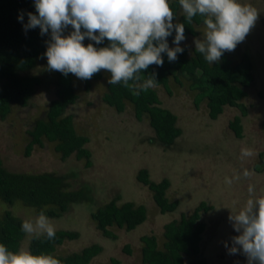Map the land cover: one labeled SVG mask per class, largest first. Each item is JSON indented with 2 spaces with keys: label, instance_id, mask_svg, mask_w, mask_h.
I'll list each match as a JSON object with an SVG mask.
<instances>
[{
  "label": "rangeland",
  "instance_id": "rangeland-1",
  "mask_svg": "<svg viewBox=\"0 0 264 264\" xmlns=\"http://www.w3.org/2000/svg\"><path fill=\"white\" fill-rule=\"evenodd\" d=\"M260 10L256 26L232 52L225 54L236 64L246 53L251 61L254 82L246 90L241 107H225L216 119H210L206 101L195 106L194 92H188L189 82L181 78L182 85L170 79L171 94L158 88L162 107L177 117V127L182 131L173 150L151 143L155 134L146 120L137 121L131 106L122 113L107 106L102 97L106 92L110 73L91 81L89 91L77 77L73 87L78 96L67 113L73 116L78 135L89 139L86 148L91 154V165L86 160L71 156L66 160L55 151V144L44 141L34 146L29 157L25 150L29 143L28 129L40 119H45L51 102L55 99V72L49 71L47 58L41 61L32 74L41 79L40 86L26 107L12 106L5 120L0 119V159L4 168L16 173H51L67 178L70 189L90 188L92 202L73 205L68 213L50 219L58 230L76 231L79 238L65 241L56 255L68 256L83 248L99 245L103 251L90 264H109L116 259L120 264L141 263V237L154 236L159 247L164 242V226L180 220L181 214L190 215L201 203L211 210L201 213L205 225L200 243V254L185 258L186 264L199 260L207 264H247L243 254H229L231 238L239 235L229 221L248 199V186L254 184L256 194H264V0H240ZM180 13V11H179ZM181 14V13H180ZM196 36L181 42L191 55L195 50L194 38H203L204 25L195 26ZM171 44L170 47H174ZM239 117L242 137L236 138L229 123ZM253 150L251 157L241 158V149ZM249 170V178L243 176ZM140 170H147L149 179L160 182L167 179L169 201H178L174 213L161 214L148 188L137 181ZM239 177V179H237ZM226 178L232 183H226ZM120 197L118 204L133 202L144 206L146 221L131 232L116 227L109 228L115 239L102 235L91 222L89 215L99 205ZM24 220L35 221L33 210L20 204L7 207L0 202V217L5 210ZM31 235L26 234L20 250L28 251ZM228 244V248L225 247ZM131 253L125 252L126 247ZM242 252V250H241Z\"/></svg>",
  "mask_w": 264,
  "mask_h": 264
},
{
  "label": "trees",
  "instance_id": "trees-1",
  "mask_svg": "<svg viewBox=\"0 0 264 264\" xmlns=\"http://www.w3.org/2000/svg\"><path fill=\"white\" fill-rule=\"evenodd\" d=\"M176 12L174 23L185 24L186 38L195 37V26L203 25L202 19L197 16L188 24L179 13L178 0L172 5ZM36 13L34 0H0V119L5 120L12 106L26 107L41 84V79L32 74L37 65L46 59L43 54L47 50L46 41L50 40V32L41 36L40 28L24 30L28 22L27 13ZM23 13L21 23L18 17ZM71 27L64 33L68 35ZM175 33L169 37L172 44ZM94 43L86 39L88 43ZM105 41L102 45L107 46ZM163 67L150 66L142 75L147 78L151 72L158 73V86L148 91H141L140 95H133L132 91L121 85L107 83L106 92L102 97L103 102L118 113L125 111L129 105L134 111L137 121L146 120L155 134L151 143L158 144L164 149L173 150L182 131L177 127V117L170 110L162 107L158 95V88H163L168 95L171 94L170 79L182 85L181 78L189 82L188 92L195 94V106L206 101L210 119L216 120L225 107H241L240 102L246 97V90L254 82L251 70V61L246 53L241 54L238 63H234L226 54L221 61L208 64L203 55L193 50L191 55L185 48L183 54H178L176 62H168L166 53ZM43 57V58H42ZM55 72L56 90L55 99L51 102L45 119L37 120L27 131L29 143L25 150L29 157L34 146H43L44 141L55 144V151L61 155L62 160L75 156L77 160H86V166L91 165V154L86 148L89 139L78 135L73 116L68 114V109L73 106L78 96L73 87V74L65 77L62 73ZM104 70L84 81L85 90L91 88V81L103 78ZM230 130L236 138L242 137V125L239 117L229 123ZM137 181L146 186L152 194V199L161 214L174 213L178 210V201H169L167 191L170 182L163 179L153 182L149 179L147 170H140L136 176ZM91 191L87 186L70 189L67 178L51 173H16L6 170L0 159V202L7 207L20 204L31 209L38 216L42 209L50 219L63 217L73 205L92 202ZM94 200V199H93ZM120 197L112 199L104 205H99L91 212L89 218L95 228L108 239H115L109 228L116 227L127 232L135 230L147 219L144 206H135L133 202L118 204ZM211 207L206 202H201L190 215L181 214L180 220H173L164 226L162 247L154 236L141 237V263L142 264H186L185 258L200 254V243L205 225L201 221V213H207ZM23 220L5 210L0 217V243L5 244L11 251H19L26 236L21 231ZM79 238L76 231L58 230L54 241L45 238L31 237L28 251L34 255L53 253L62 264H90L99 256L103 249L99 245L83 248L78 253L68 256L56 255L58 247L65 241H74ZM125 252L130 254L127 246ZM109 264H120L116 259H111ZM193 264H207L197 261Z\"/></svg>",
  "mask_w": 264,
  "mask_h": 264
},
{
  "label": "clouds",
  "instance_id": "clouds-1",
  "mask_svg": "<svg viewBox=\"0 0 264 264\" xmlns=\"http://www.w3.org/2000/svg\"><path fill=\"white\" fill-rule=\"evenodd\" d=\"M180 13L188 24L197 16L204 25L203 38H194L196 52L213 65L225 52H232L245 41L256 26L260 10L240 0H178ZM176 0H34L37 14L27 13L24 30L40 28L41 36L50 32L46 41L49 71L65 77L75 75L90 80L102 70L110 73L107 83L121 85L140 95L158 86V73L145 78L150 66L163 67L162 54L168 62L183 54L181 42L186 40L185 24L176 22L172 5ZM23 23V13L18 17ZM71 27L68 35L64 33ZM175 33L172 44L169 37ZM88 39L94 43L84 41ZM108 42L107 46L96 47ZM191 54V53H190ZM42 57V58H43ZM253 150L241 149V158L253 156ZM245 169L243 176L251 177ZM239 179V177H237ZM226 183L232 180L226 178ZM42 209L35 221L24 220L21 231L35 239L54 241L56 228ZM229 221L237 236L231 238L229 254H243L247 264H264V194L257 195L254 184L248 186V199ZM228 248V244L225 243ZM242 250V252H241ZM0 264H62L53 253L34 255L31 251H11L0 243Z\"/></svg>",
  "mask_w": 264,
  "mask_h": 264
}]
</instances>
